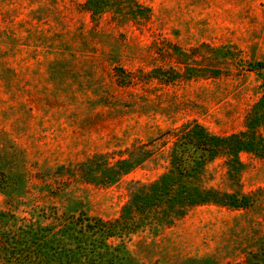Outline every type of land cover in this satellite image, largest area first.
<instances>
[{"label":"rangeland","instance_id":"1","mask_svg":"<svg viewBox=\"0 0 264 264\" xmlns=\"http://www.w3.org/2000/svg\"><path fill=\"white\" fill-rule=\"evenodd\" d=\"M121 3V16L113 3L94 17L86 0H0V264H227L264 240V0ZM195 125L250 131L234 146L252 150H222L189 182L257 191L249 207L210 199L112 236L77 223L119 216ZM131 149L150 156L113 183L79 173Z\"/></svg>","mask_w":264,"mask_h":264},{"label":"trees","instance_id":"2","mask_svg":"<svg viewBox=\"0 0 264 264\" xmlns=\"http://www.w3.org/2000/svg\"><path fill=\"white\" fill-rule=\"evenodd\" d=\"M113 3H119L117 9L120 10L118 12L116 10L115 13L121 16L120 12H125L121 0H86L85 6L94 17H99ZM138 8L141 12L145 9L142 6ZM198 129V125L193 128L188 126L181 128V133L177 137L182 139L181 144L186 149H170L169 170L150 182H137V188L132 191L130 199L122 206L119 216L105 220L100 217L81 215L77 223L82 224L87 230L102 231L112 236L120 229L131 231L154 223H173L174 219L183 218L190 208L208 202L210 199L230 207H249L252 201H255L257 191L253 195L247 194L238 198L234 197L235 194H219L212 189L202 192L190 183L198 176V170L205 162L219 156L222 150L227 151L230 158L232 155L236 156L238 150L245 148L252 150L250 139L247 147L234 146L238 139L253 138L248 134L250 131L219 138L201 134ZM134 152L135 150L131 149L128 157L120 156L113 161L109 160L107 153H97L78 165L79 173L84 180L96 185L113 183L121 176L133 171L150 156L149 151ZM184 177L188 179L189 184L183 182ZM227 264H264V240L256 249L250 250L243 260Z\"/></svg>","mask_w":264,"mask_h":264}]
</instances>
